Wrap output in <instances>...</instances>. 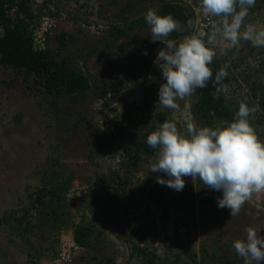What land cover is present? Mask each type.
<instances>
[{"label": "rangeland", "instance_id": "rangeland-1", "mask_svg": "<svg viewBox=\"0 0 264 264\" xmlns=\"http://www.w3.org/2000/svg\"><path fill=\"white\" fill-rule=\"evenodd\" d=\"M83 1L46 0L60 17L59 29L49 48L54 54L67 57L75 67L88 74L91 81L116 80L120 89L112 90L107 97L88 94L85 98L68 99L63 96L52 99L43 92L35 73L26 76L11 67H0V176L12 177L11 167L20 168L19 174H13L15 202L20 203H15L14 209L23 210L29 205L28 188L36 190L54 169L64 170L65 174L77 177L72 183V194H69L73 221L82 220L84 216L91 219L93 211H96L95 214L100 215L110 213V223L114 224H110V232L106 233L108 238L100 234L99 239L92 241L90 250L94 249L93 258L90 255L85 261L82 259V263L79 260V264H146L143 257L131 256V246L126 240L128 232H132L134 240L142 247L157 254L161 264H169L177 252H181L183 257L179 264H212L209 254L220 248L228 254L225 261L243 264L232 245L236 239L245 238L248 226L264 228V192L254 193L242 206L239 215L230 217L229 210L219 208L217 202L201 205L196 198L181 201L180 191L157 185L156 177L164 174L150 171L156 149H153V155L147 152L136 168L130 167L128 153L131 142L146 141L149 132L157 125L150 118L152 114L167 113L166 120L177 123L181 132L186 131V125L181 112L156 108L162 77L155 60L147 77L132 72L129 77L123 75V70L133 58L141 57L143 50L129 37L120 38L113 46L106 45V25L117 22L116 16L108 18L109 8L100 13L93 12L96 0L90 1L92 9ZM160 1L127 0V4L119 3L126 9L120 17L129 19L143 15L149 9L157 8ZM257 21L264 23V0H256L255 6L249 8L244 24ZM61 32L66 34L65 45H59ZM130 34L151 39L149 26L136 27ZM216 58L225 61L229 67L225 97L234 110V116L241 102L254 107L256 111L248 119L257 137L264 141V47H253L251 42L241 40L238 47L226 54L219 47ZM198 94L199 89L177 102L182 110L185 104L189 105L188 110L197 127H209L194 111L193 104ZM16 116H21L20 124L15 122ZM13 130L17 132V138L24 141L23 147L30 150L15 148L19 146L16 142L13 144ZM5 148L14 149L16 155L11 151L7 153ZM27 152L29 154L23 156L18 154ZM115 170L132 172L121 183L123 186L131 184L136 190L137 193L132 194L138 198L136 205H127L118 179L112 175ZM184 179L183 190L190 188V182L199 184L198 180L192 181L190 177ZM111 193L120 196L113 200ZM128 218L137 232L128 226ZM176 221L182 228L181 237L188 242V249L168 252ZM5 224L1 226L5 229L0 230L3 237L0 239L5 241L9 252L0 255H8L5 259L14 260L16 263L13 264H31V249L20 237H14ZM261 234H264V229H261ZM103 240L107 242L104 245ZM37 243V248H42L39 264H48L49 242ZM227 243L229 247L225 245Z\"/></svg>", "mask_w": 264, "mask_h": 264}, {"label": "clouds", "instance_id": "clouds-1", "mask_svg": "<svg viewBox=\"0 0 264 264\" xmlns=\"http://www.w3.org/2000/svg\"><path fill=\"white\" fill-rule=\"evenodd\" d=\"M255 3L256 0H200L203 17L215 18L210 23L211 31L201 27L178 41L169 38L171 33L183 30L173 16L158 14L154 9L145 14L152 42L162 45L154 61L162 77L156 108L181 112L186 125V131L181 132L177 123L166 120L149 132L146 143L157 150L150 171L164 174L156 177L157 183L176 191L183 190L184 178L190 177L222 193L217 197V206L227 208L230 217L239 215L254 193L264 192V141L257 137L248 119L256 109L241 102L231 121L217 122L212 128L197 127L189 105L182 110L177 101L206 88L209 82L215 90L214 99L226 91L222 81L228 76V66L215 74L209 66L216 52L208 45L216 44L218 36L220 50L225 54L238 47L241 40L251 42L253 47H264V23L244 24ZM187 26L193 28V22L188 21ZM261 229L264 228L259 225L248 226L245 238L234 241L232 246L243 264L264 262Z\"/></svg>", "mask_w": 264, "mask_h": 264}, {"label": "trees", "instance_id": "trees-1", "mask_svg": "<svg viewBox=\"0 0 264 264\" xmlns=\"http://www.w3.org/2000/svg\"><path fill=\"white\" fill-rule=\"evenodd\" d=\"M34 0H0V67L13 68L14 70L22 71L26 76L35 73L37 76V82L42 85L48 96L53 98H61L63 96L68 99L85 98V96L94 95L100 97H107L108 93L112 90L118 91V83L116 80L108 82L107 80L95 79L91 81L88 74H85L81 69L75 67L73 63L65 56L54 54L50 48L44 50H35L32 44V31L31 26L37 22V14L33 9ZM51 1V0H48ZM91 0H85L86 7L90 6L92 9ZM198 0H195L196 3ZM95 5L92 9L93 12L100 13L104 10L103 3ZM106 8V6H105ZM154 10L161 15H171L180 22L183 26V30L180 32H173L170 34V39L179 40L185 35L192 33L193 28H188V21L193 22L194 13L190 7L182 2V0H161L157 8ZM126 11V9L124 10ZM146 14V13H145ZM145 14L134 19L132 22L124 21V24L112 23L107 30V37H105V44L113 46L117 40L122 37L131 38L134 43L143 50L141 57H135L129 63L128 67L123 70V75L129 77L131 72L135 75L146 76L148 75L153 61L157 56V52L162 47L159 41L152 42L150 38H136L130 34L139 26H148L145 20ZM126 17H129L127 11ZM125 16H124V19ZM207 40V38H205ZM59 45H65L66 34L61 32L58 35ZM216 55L213 57L212 63L209 65L213 74L226 64L225 61L218 60ZM146 53V54H145ZM228 66V65H227ZM229 67L226 68L228 71ZM227 78V77H226ZM226 78L222 81L223 87L226 89ZM121 80L119 79V83ZM9 83V81H6ZM111 86V87H110ZM214 88L211 82L204 89H199V94L196 101L193 104L195 113L205 121L210 127H215L217 122L231 121L234 118V110L226 101L225 91L218 94L217 98H213ZM167 113L158 112L150 116L154 123H163L166 121ZM16 123L22 122L21 116H16ZM134 145V148H133ZM129 157L131 159L130 167L136 168L142 160V157L149 152L151 155L155 153V150L149 148L146 141L137 140L132 141L130 144ZM132 152V154H131ZM145 157V156H144ZM132 172L130 170L124 171L115 170L112 175L117 177L118 186L122 193L125 195L127 205L137 204V196L133 197L132 194L136 192L131 187V184L123 186L121 181L124 178H129ZM75 180L73 174H65V171H57L54 169L50 177L43 182L40 188L36 190H30L28 188L29 205L21 209H13L12 212L5 214L3 218H0V230L2 224L8 226L14 237H20L27 243V246L31 249L30 262L31 264H39L41 258L42 248L39 246L38 232L40 230L45 232L44 235H51V238L55 236L53 240L49 242V262L50 259L58 252V241H60L61 231H67V227L73 225L72 232L76 241L82 246L92 245V241L97 238V229L91 222L76 223L71 216L70 206V189L72 183ZM129 181V180H128ZM197 182H190V188L180 191L179 200L185 201L187 198H196L201 205H213L217 202V197L222 193L213 191L204 187L198 180ZM157 185H159L156 182ZM129 187V189L127 188ZM132 189V190H130ZM137 193V192H136ZM135 193V194H136ZM111 199L117 200L118 194L111 193ZM158 196V195H156ZM158 199V197H157ZM85 217V216H84ZM127 219V218H126ZM128 226L132 227V220L128 218ZM95 224V223H94ZM133 232H137L136 228H131ZM55 234V235H54ZM182 228L179 222L174 224L173 236L170 240L168 252H174L175 250L188 249V242L182 237ZM50 237V236H49ZM48 237V238H49ZM96 237V238H95ZM126 240L131 246V256H141L146 260V264H161L160 257L157 254L150 253L146 248L140 245V242H136L133 238L132 232L126 234ZM228 247L229 243L225 244ZM36 251V253H33ZM46 252V251H45ZM227 253L224 249L220 248L209 254L212 264H237L231 261H225ZM85 259V251L78 257L76 264H79V260ZM183 259L181 252L175 253L174 258L171 259L169 264H179ZM213 260V261H212ZM49 264V263H48Z\"/></svg>", "mask_w": 264, "mask_h": 264}, {"label": "built area", "instance_id": "built-area-1", "mask_svg": "<svg viewBox=\"0 0 264 264\" xmlns=\"http://www.w3.org/2000/svg\"><path fill=\"white\" fill-rule=\"evenodd\" d=\"M195 0H182L187 4L194 13L193 30L201 27L206 32H210V23L215 18H205L202 14L200 0L196 3ZM78 3H83V0H77ZM33 9L37 14V22L31 26L32 44L35 50H44L50 47V41L56 36L60 25V17L55 13L53 5L46 0H34ZM220 37H217L216 44H209L208 47L213 48L216 52L220 47ZM85 247L80 245L74 234L70 231H61L60 246L55 256L50 259L49 264H76L78 257L84 252Z\"/></svg>", "mask_w": 264, "mask_h": 264}, {"label": "crops", "instance_id": "crops-1", "mask_svg": "<svg viewBox=\"0 0 264 264\" xmlns=\"http://www.w3.org/2000/svg\"><path fill=\"white\" fill-rule=\"evenodd\" d=\"M94 2L96 3V6H98L97 4H99V3H103V5H104V11L106 10V8L107 9L109 8V10H108L109 12L106 13L109 16L108 18H111L112 17L111 15L116 16L117 22H112V23H117L118 25L119 24L121 25V24H124V21L132 22L134 19H137V17H139V16H135L134 18L131 17V18L126 19V20H123L124 19V16L120 17L121 14L124 12L125 5H121L119 3H124L125 2V4H127V0H124V1L123 0H96ZM105 6H106V8H105ZM118 19H120V20H118ZM66 25H68V24H66ZM110 26H111V23L109 25H106V28L109 29ZM12 133L14 135L13 136V144H14V142H16V144L19 146V148H18L17 146L14 145L15 148H17L18 150H20L21 148H23L24 150H30L28 148L23 147L24 146V141L22 139H20V138H17V136H16L17 135L16 134L17 132L15 130H13ZM5 151L7 153H10V151H11L14 155H16L14 149L13 150L12 149L11 150H8L7 148H5ZM18 154L23 156V155L29 154V152L24 153V154H20V153H18ZM7 169H10V168H7ZM19 170H20L19 167L18 168L11 167L10 174L12 175V177L5 176V175L4 176H2V175L0 176V212H2V213H0V218H3V216H5V214H8V213L12 212V210L14 209L15 203L16 204H20L19 202H15V199H16V197H15L16 187H15V184L13 183V180H14L13 174L14 175L19 174ZM75 173H78V171L75 172ZM76 179H77V177L75 176V180ZM72 188L73 187H71V189ZM71 189H70V193L72 194ZM95 213H96V211H93L91 219L85 218V217H81L82 220H76L75 221V224L76 223L91 222V223H93V225H95V227L97 229L98 237L96 239H99L100 238V234H102V236L106 235L107 238H108V235L106 233H108V230L110 232V224H112V223H110V222H112V219H110L111 218V214L108 213V212L107 213L105 212L102 215L95 214ZM73 225L74 224L71 222V224L67 227L68 228L67 229L68 232L69 231L70 232L71 231L74 232ZM112 225L114 226V224H112ZM3 229H5V228H3ZM118 230H120V229H118ZM44 232H45V230L44 231L40 230L38 232V235L41 236V238H39L40 244L47 243L48 240H51L52 239L51 238V235H47V234L44 235V237H43L42 234ZM0 238H3V237L0 236ZM4 242L5 241L3 239H0V253H3V254L6 253V252H9V250H8V248H6V245H5ZM106 243L107 242L105 240H103L102 245H104ZM90 248H91L90 246H85V250L84 251H85V255H86L85 258L86 259H88L90 257V255L93 258V250L94 249L93 250H90ZM89 253H91V254H89ZM3 254L0 255V264H13V263H16L14 260L5 259L6 257H8V255H6L4 257ZM83 260L85 261L84 258H83Z\"/></svg>", "mask_w": 264, "mask_h": 264}]
</instances>
